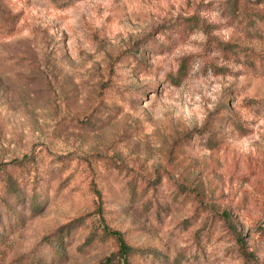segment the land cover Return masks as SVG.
I'll return each mask as SVG.
<instances>
[{"label":"rangeland","instance_id":"374dc122","mask_svg":"<svg viewBox=\"0 0 264 264\" xmlns=\"http://www.w3.org/2000/svg\"><path fill=\"white\" fill-rule=\"evenodd\" d=\"M125 258L264 264V0H0V264Z\"/></svg>","mask_w":264,"mask_h":264},{"label":"trees","instance_id":"16d2710c","mask_svg":"<svg viewBox=\"0 0 264 264\" xmlns=\"http://www.w3.org/2000/svg\"><path fill=\"white\" fill-rule=\"evenodd\" d=\"M6 215H7L6 224H8V225H9V224H13V223H19V221L22 220V218H20V217L14 219V218H13L14 213L11 212V211H10V212L8 211V213H7ZM11 215H12V216H11ZM122 244H123V245L121 246V251L123 252V254H124V256H125L127 253L130 252L131 248H130L127 244H125V243H123V242H122ZM39 247H40V244L38 245V248H39ZM38 248H35V249L33 250V253L36 254V252H38ZM49 255H50V257H53L52 260H51V263H55V260H56V258H57V255L55 254V252H50ZM34 256L36 257V255H34ZM109 261H110V259H107L105 262H103V263H101V264H108ZM123 264H127V260H126V258H125Z\"/></svg>","mask_w":264,"mask_h":264}]
</instances>
